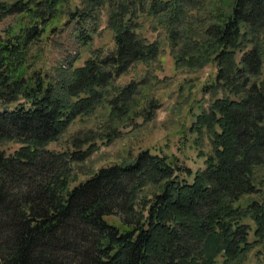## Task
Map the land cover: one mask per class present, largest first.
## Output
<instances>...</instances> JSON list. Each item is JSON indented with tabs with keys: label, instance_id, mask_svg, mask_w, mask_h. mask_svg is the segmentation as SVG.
<instances>
[{
	"label": "trees",
	"instance_id": "obj_1",
	"mask_svg": "<svg viewBox=\"0 0 264 264\" xmlns=\"http://www.w3.org/2000/svg\"><path fill=\"white\" fill-rule=\"evenodd\" d=\"M102 12L110 49L93 44ZM7 18L0 264H264V0H0ZM147 32L177 72L215 69L186 130L203 168L143 149L80 181L99 144L160 109L164 46ZM89 119L100 130L48 149Z\"/></svg>",
	"mask_w": 264,
	"mask_h": 264
},
{
	"label": "rangeland",
	"instance_id": "obj_2",
	"mask_svg": "<svg viewBox=\"0 0 264 264\" xmlns=\"http://www.w3.org/2000/svg\"><path fill=\"white\" fill-rule=\"evenodd\" d=\"M12 1V0H3ZM12 18L0 22V33L10 24ZM150 41L158 39L164 46V52L159 57L162 64L157 70L158 85L151 93L158 99L160 109L154 120L148 124H141L138 120L131 128L122 129V136L108 146L99 144V149L86 162L80 166L79 180H85L97 169L112 164H120L129 161L138 151L150 149L153 153L167 154L176 157L180 165L196 171L203 168L202 160L197 156V150L192 145L194 136L186 130L192 122V115L197 114L200 106L207 107L209 95L204 94L203 89L208 86L214 76L215 69L208 66L202 71L177 72L174 68L169 50L163 42L162 34L157 36L146 33ZM94 47L110 49L113 46L112 33L106 28V14L100 15L98 33L94 36ZM86 58V54L83 55ZM78 62L77 65H80ZM160 65V64H159ZM137 77V72L132 71L122 82H129ZM100 121L78 120L69 129L68 134L57 143L50 144L48 149L56 152L68 148L71 137L76 132H85L90 128L99 129ZM19 148V144L13 142L5 145L6 151L13 152ZM245 264H260L259 258L253 252Z\"/></svg>",
	"mask_w": 264,
	"mask_h": 264
}]
</instances>
